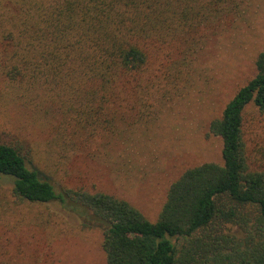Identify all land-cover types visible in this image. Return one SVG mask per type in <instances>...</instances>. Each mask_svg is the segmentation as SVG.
Returning a JSON list of instances; mask_svg holds the SVG:
<instances>
[{
  "label": "trees",
  "instance_id": "1",
  "mask_svg": "<svg viewBox=\"0 0 264 264\" xmlns=\"http://www.w3.org/2000/svg\"><path fill=\"white\" fill-rule=\"evenodd\" d=\"M249 0H0V70L39 92L68 122L76 145L117 133L127 121V91L155 55L183 59L204 32L233 22ZM257 73L226 104L210 131L222 162L186 169L157 220L102 191H58L15 145L0 142V185L20 200L60 204L103 231L107 264H264V166L252 168L244 111L264 112V52ZM141 85V86H140ZM0 244V264H18Z\"/></svg>",
  "mask_w": 264,
  "mask_h": 264
},
{
  "label": "rangeland",
  "instance_id": "2",
  "mask_svg": "<svg viewBox=\"0 0 264 264\" xmlns=\"http://www.w3.org/2000/svg\"><path fill=\"white\" fill-rule=\"evenodd\" d=\"M185 59L175 48L155 55L141 87L127 91L131 111L117 133L76 145L68 122L49 98L27 92L0 70V142L17 146L58 191H102L158 219L171 184L188 168L222 162L223 142L210 131L237 90L257 73L264 52V0H249L233 22L204 32ZM252 168L264 166V112L244 111ZM0 244L18 264H107L103 231L87 227L59 201L17 198L0 185Z\"/></svg>",
  "mask_w": 264,
  "mask_h": 264
}]
</instances>
